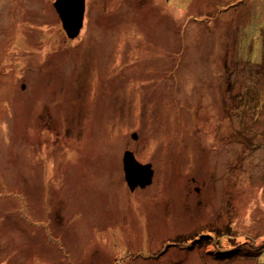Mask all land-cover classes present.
Wrapping results in <instances>:
<instances>
[{
    "label": "rangeland",
    "instance_id": "374dc122",
    "mask_svg": "<svg viewBox=\"0 0 264 264\" xmlns=\"http://www.w3.org/2000/svg\"><path fill=\"white\" fill-rule=\"evenodd\" d=\"M56 1L0 0V264H264V0Z\"/></svg>",
    "mask_w": 264,
    "mask_h": 264
},
{
    "label": "water",
    "instance_id": "95a60500",
    "mask_svg": "<svg viewBox=\"0 0 264 264\" xmlns=\"http://www.w3.org/2000/svg\"><path fill=\"white\" fill-rule=\"evenodd\" d=\"M54 6L68 38L73 39L78 36L84 25L85 0H57ZM133 137L136 138V134ZM123 164L125 180L132 192L138 186L145 187L152 183L154 176L152 165L140 163L132 151H125Z\"/></svg>",
    "mask_w": 264,
    "mask_h": 264
},
{
    "label": "trees",
    "instance_id": "16d2710c",
    "mask_svg": "<svg viewBox=\"0 0 264 264\" xmlns=\"http://www.w3.org/2000/svg\"><path fill=\"white\" fill-rule=\"evenodd\" d=\"M262 63L264 64V58L262 60ZM259 66L261 67V71H260L261 75H264V66L263 67H262V65H259ZM205 236H208V235H203L202 237H205ZM197 240L198 239H195L193 242H196ZM246 244L248 245V249L247 250H245V249H237V247H232L231 250H229L228 252L226 251L227 253L221 251V255L222 254L229 255L228 253H236L237 252L236 254L241 253L243 256L258 259L264 253V241L261 244L255 245L253 242L248 240L246 242Z\"/></svg>",
    "mask_w": 264,
    "mask_h": 264
}]
</instances>
